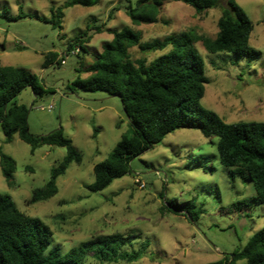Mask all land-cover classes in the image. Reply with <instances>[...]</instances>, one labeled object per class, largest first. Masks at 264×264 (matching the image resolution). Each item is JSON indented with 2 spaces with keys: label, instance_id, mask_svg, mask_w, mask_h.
Segmentation results:
<instances>
[{
  "label": "rangeland",
  "instance_id": "obj_1",
  "mask_svg": "<svg viewBox=\"0 0 264 264\" xmlns=\"http://www.w3.org/2000/svg\"><path fill=\"white\" fill-rule=\"evenodd\" d=\"M65 1L0 0V63L29 69L46 89L35 97L25 87L13 97L28 109L29 132L45 135L62 128L82 158L56 178L55 194L28 203L32 190L44 185L66 149L41 145L31 152L17 134L4 142L0 129V150L15 161L11 185L0 168V194L9 195L18 209L47 224L51 247L61 253L107 235L123 238L114 254L103 260L87 249L82 264H204L240 249L264 226V203L250 201L256 194L251 180L230 178L229 168L219 162L216 137L208 139L196 128L175 129L134 157L127 174L92 192L86 185L93 182V165L107 157L130 126L118 96L66 88L76 77L90 74L85 68L101 51L102 42L112 37L105 28L127 26L140 33V44L183 31L212 38L219 9L196 13L187 3L168 0L156 22L133 24L125 7L136 0H99L91 6L63 8L61 27L46 21L50 7ZM236 2L252 22L249 44L259 54L248 59L231 52L210 53L196 41L207 78L201 103L228 123L264 121V0ZM18 14L24 16L17 18ZM83 32L90 41L84 51L75 52L68 44ZM170 50V44L143 51L137 45L128 48L132 60L144 57L146 63ZM48 52L56 56L43 65ZM187 209L198 211L195 221ZM235 264L246 263L238 259Z\"/></svg>",
  "mask_w": 264,
  "mask_h": 264
},
{
  "label": "trees",
  "instance_id": "obj_2",
  "mask_svg": "<svg viewBox=\"0 0 264 264\" xmlns=\"http://www.w3.org/2000/svg\"><path fill=\"white\" fill-rule=\"evenodd\" d=\"M168 0H136L128 4L125 13L131 23H152L158 20L163 3ZM192 6L196 13L218 8V28L214 37L183 31L177 36H166L140 44V33L127 26L119 29L105 28L112 34L102 42L85 70L88 77H76L67 89L84 91L102 90L120 98L128 119L129 130L122 134L107 157L93 165V182L86 187L92 192L102 191L116 178L129 172L130 161L143 151L159 143L169 132L182 128H196L208 139L216 137L215 148L222 166L229 168L230 178L251 180L256 194L250 198L255 204L264 203V121L225 122L215 111L202 105L201 99L207 78L204 61L194 43L201 41L207 52H231L248 59H255L259 52L249 44L252 22L236 0H175ZM99 0H67L62 6L50 7V21L61 27L63 8L72 5L91 6ZM24 15L18 14L17 18ZM97 32L101 28L96 27ZM90 36L84 32L75 35L69 48L84 51ZM170 44L171 50L146 63L144 57L131 59L130 46L142 51L161 49ZM56 54L48 52L43 65L51 63ZM59 63V62H58ZM30 87L35 97L46 89L41 78L23 66L0 63V129L4 142L14 134L30 145L34 151L41 145L65 147L61 161L50 170L48 180L32 190L28 203L45 199L57 191L56 178L69 163L79 162L82 155L62 128L45 135H35L28 129V109L13 102V97L23 88ZM95 130V128H94ZM0 168L8 185L12 184L14 159L0 150ZM180 205H177L179 207ZM192 206V205H191ZM238 208V204L233 205ZM189 209V207H188ZM195 221L198 211L188 210ZM128 240V239H127ZM123 242L120 235H107L97 240L83 242L61 253L51 247L52 231L38 217L30 216L16 206L7 194H0V264H82L83 253L92 248L97 259L114 254L115 247ZM244 259L246 264H264V226L254 231L246 243L222 258L204 264H235Z\"/></svg>",
  "mask_w": 264,
  "mask_h": 264
},
{
  "label": "built area",
  "instance_id": "obj_3",
  "mask_svg": "<svg viewBox=\"0 0 264 264\" xmlns=\"http://www.w3.org/2000/svg\"><path fill=\"white\" fill-rule=\"evenodd\" d=\"M77 51H79V47H75V52H77ZM61 63L63 62V59H61V61H60ZM52 106L51 105H49L48 106V109H50ZM138 181V180H137ZM142 185V184H141Z\"/></svg>",
  "mask_w": 264,
  "mask_h": 264
},
{
  "label": "water",
  "instance_id": "obj_4",
  "mask_svg": "<svg viewBox=\"0 0 264 264\" xmlns=\"http://www.w3.org/2000/svg\"><path fill=\"white\" fill-rule=\"evenodd\" d=\"M232 257V254H230V258Z\"/></svg>",
  "mask_w": 264,
  "mask_h": 264
},
{
  "label": "crops",
  "instance_id": "obj_5",
  "mask_svg": "<svg viewBox=\"0 0 264 264\" xmlns=\"http://www.w3.org/2000/svg\"><path fill=\"white\" fill-rule=\"evenodd\" d=\"M163 6V5H162ZM162 8V7H161Z\"/></svg>",
  "mask_w": 264,
  "mask_h": 264
}]
</instances>
